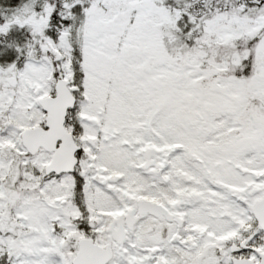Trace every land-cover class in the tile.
<instances>
[{
  "label": "snow or ice",
  "instance_id": "6c2138e0",
  "mask_svg": "<svg viewBox=\"0 0 264 264\" xmlns=\"http://www.w3.org/2000/svg\"><path fill=\"white\" fill-rule=\"evenodd\" d=\"M0 264H264V0H0Z\"/></svg>",
  "mask_w": 264,
  "mask_h": 264
}]
</instances>
